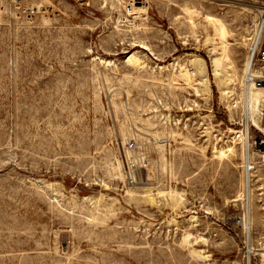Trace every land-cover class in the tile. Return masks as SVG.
<instances>
[{
    "label": "rangeland",
    "instance_id": "1",
    "mask_svg": "<svg viewBox=\"0 0 264 264\" xmlns=\"http://www.w3.org/2000/svg\"><path fill=\"white\" fill-rule=\"evenodd\" d=\"M263 12L0 0V264H264V102L256 124L245 100Z\"/></svg>",
    "mask_w": 264,
    "mask_h": 264
},
{
    "label": "built area",
    "instance_id": "2",
    "mask_svg": "<svg viewBox=\"0 0 264 264\" xmlns=\"http://www.w3.org/2000/svg\"><path fill=\"white\" fill-rule=\"evenodd\" d=\"M248 32L250 37L248 48L250 64L245 74V84L255 88H264V12L249 24ZM259 143L260 146L264 145L263 140H259ZM129 146L133 148L134 144ZM236 224L244 231H249V213L241 214L237 218Z\"/></svg>",
    "mask_w": 264,
    "mask_h": 264
},
{
    "label": "bare ground",
    "instance_id": "3",
    "mask_svg": "<svg viewBox=\"0 0 264 264\" xmlns=\"http://www.w3.org/2000/svg\"><path fill=\"white\" fill-rule=\"evenodd\" d=\"M209 21L212 24L216 35L219 36L221 40L225 39L227 32H226V28H225L224 24L222 23V21L219 20L218 18H213V17H209ZM249 64L250 63L247 62V69L249 68ZM214 66H215V71L217 72V74L220 73L219 71H221L220 69L222 67V58H216L214 60ZM247 69H246V71H247ZM192 80H194V79H192V74L187 70L186 67L181 66L179 72L176 75H173V79L170 81L174 82V83H184V85L190 86L192 84ZM202 81L205 84L208 82L206 78H203ZM245 87L247 88V91L245 90L247 93L245 100H246V104H247L246 114L248 117V121L253 120L254 123L257 124L258 123L257 122L258 121L257 116L260 115V109H261L262 103L264 102V99H263L264 95L262 92L264 90H262L263 88H255L254 86H248V85H246ZM223 89H224V91H223V94H224L227 92V91H225L226 87ZM222 156H224V153H222ZM249 156H250V154H249ZM262 256L264 257V254Z\"/></svg>",
    "mask_w": 264,
    "mask_h": 264
}]
</instances>
